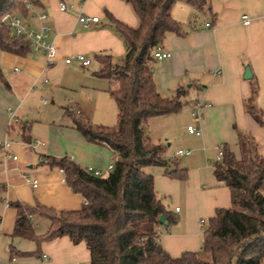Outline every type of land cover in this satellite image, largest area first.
I'll list each match as a JSON object with an SVG mask.
<instances>
[{
  "label": "crops",
  "instance_id": "0c3cea01",
  "mask_svg": "<svg viewBox=\"0 0 264 264\" xmlns=\"http://www.w3.org/2000/svg\"><path fill=\"white\" fill-rule=\"evenodd\" d=\"M60 1L69 5L68 11L60 9ZM210 3L211 10L192 23L194 8L184 1L175 4L173 17L185 33H168L162 47L172 55L155 58L153 64L161 95L171 97L185 87L190 101L179 113L152 118L145 127L155 143L166 146L169 169H187V177L181 180L166 174V167H146L168 211L159 227L160 242L173 258L200 251L211 219L218 210L232 207L229 186L215 176L219 146L226 145L240 158V133H250L264 157V126L246 108L256 88L255 103L264 110V0ZM33 9L49 15L57 57L48 63L44 53L32 48L27 55L0 49V140L12 141L8 150L0 148V264H11L13 258L16 264H91L85 243L74 245L68 237L43 242L40 248L31 240L14 237L19 215L14 203L42 204L59 212L83 207L85 198L67 184L62 169L51 161L54 157L67 156L83 168L110 172L108 166L115 163L117 153L109 144L85 137L68 111L92 121L99 105L112 100L116 104L109 91L111 81L96 75L102 67L96 55L110 54L120 63L127 47L112 17L131 27H138L140 19L125 0H41ZM82 13L100 20L86 27L79 21ZM22 17L39 29L41 22L32 10ZM77 54L86 55L91 63L66 61ZM247 68L251 78H245ZM48 85L51 101L33 93L36 87L43 90ZM63 90L67 95L60 94ZM198 105L201 116L196 118ZM11 111L18 122L11 120ZM189 125L201 128L202 135L190 133ZM180 149L190 153L177 155ZM27 176L38 179V185ZM31 220L37 235L49 230L47 219L35 215Z\"/></svg>",
  "mask_w": 264,
  "mask_h": 264
},
{
  "label": "trees",
  "instance_id": "16d2710c",
  "mask_svg": "<svg viewBox=\"0 0 264 264\" xmlns=\"http://www.w3.org/2000/svg\"><path fill=\"white\" fill-rule=\"evenodd\" d=\"M140 23L138 27L112 17L127 52L120 63L110 54L98 53L102 63L96 75L111 81L110 93L118 108L114 126L95 125L84 116L68 111L73 124L89 140L109 144L118 154L114 170L103 176L89 173L64 156L51 158L62 169L67 184L83 195L80 210L57 211L37 204L14 203L19 215L14 237L31 240L40 248L43 242L68 237L74 245L85 243L91 264H264V157L250 133H240V158L226 145L224 156L215 164V176L231 190L232 207L220 209L204 232L203 247L173 258L160 242L159 222L168 211L155 191L149 166L166 167L171 177L185 179L187 169H169L166 146L155 143L145 127L152 118L179 113L190 104L188 91L180 87L171 97L158 91L154 79V52L168 33L183 35L184 26L173 17L179 1L194 8V16L211 10L210 0H125ZM28 3L41 0H0V49L17 55L31 51L30 42L13 36L1 21L6 13L27 15ZM0 77L2 68L0 65ZM254 88L247 111L264 126V110L257 107ZM25 141H29L25 137ZM39 215L50 222L49 230L37 235L31 218ZM173 222L172 218H170ZM14 255V251L12 252Z\"/></svg>",
  "mask_w": 264,
  "mask_h": 264
},
{
  "label": "built area",
  "instance_id": "2783aa9c",
  "mask_svg": "<svg viewBox=\"0 0 264 264\" xmlns=\"http://www.w3.org/2000/svg\"><path fill=\"white\" fill-rule=\"evenodd\" d=\"M60 9L62 11H68L69 5L64 2L60 1L59 3ZM34 5L31 3H28L27 8L33 11L34 16H36L40 20V26L39 29H35L32 27L29 23L25 21V19L17 13H6L1 21L6 25V27L10 30L11 34L13 36L23 37L27 39L30 42L31 48L35 51H39L45 54L48 63H52L56 60L57 57V48L53 41L50 40V34L52 31V25L48 23L49 15L46 12H39L35 11L33 9ZM245 18V23H249L248 17ZM100 20L99 16H92L88 14H80L79 15V21L83 23L86 27H89L92 23L98 22ZM207 25H210V23H207ZM172 52L165 50L162 45H159L155 52L154 56L158 60H163L168 57H171ZM74 58L79 60L84 66H88L91 63V59L87 57L84 54H77L73 57H69L66 59L67 62H71ZM47 81V79H45ZM201 108V105H198V107L194 110V116L196 118H199L201 116L199 109ZM11 120L13 122H18L19 119L15 114V111H11ZM80 113V110L78 111ZM188 131L195 135H202V129L198 128L195 125H189ZM12 141L11 140H0V148H3L4 150H8L11 147ZM42 144L41 141H37L36 143ZM30 146H33L30 144ZM190 150L187 149H180L177 151V155H184L189 154ZM224 156V147L223 145L219 146L218 153H217V161H221ZM15 159H17V156H14ZM118 158V154H117ZM115 168V163H111L108 166V171H112ZM85 170L89 173H92L96 176H103L105 172L101 169H95L93 167H86ZM27 180L31 182L35 187L38 185V179H31L27 176ZM204 224V221L202 222ZM11 264H16V258H13L11 261Z\"/></svg>",
  "mask_w": 264,
  "mask_h": 264
},
{
  "label": "rangeland",
  "instance_id": "374dc122",
  "mask_svg": "<svg viewBox=\"0 0 264 264\" xmlns=\"http://www.w3.org/2000/svg\"><path fill=\"white\" fill-rule=\"evenodd\" d=\"M94 66L91 65V68ZM16 76V74H13ZM52 84V83H50ZM42 91V92H41ZM34 94H36L37 96L40 95V98L43 99V97L47 98L49 101H51V92L49 89V85L44 87V89H40L38 87H36L34 89ZM40 93V94H39ZM61 95H67L66 92L63 90L60 92ZM116 104L113 102L108 103H103L101 105H99V107L96 108V111L93 115V117L91 116L92 119V123L93 124H98V125H105V126H114L117 124L118 121V113H117V108H116ZM187 109H190L189 107H187ZM149 168H146V172L148 171ZM106 172V171H105Z\"/></svg>",
  "mask_w": 264,
  "mask_h": 264
},
{
  "label": "water",
  "instance_id": "95a60500",
  "mask_svg": "<svg viewBox=\"0 0 264 264\" xmlns=\"http://www.w3.org/2000/svg\"><path fill=\"white\" fill-rule=\"evenodd\" d=\"M252 77V74H251V71L249 68L246 69V73H245V78H251ZM166 220V217L165 216H161L160 219H159V222L161 224H164Z\"/></svg>",
  "mask_w": 264,
  "mask_h": 264
}]
</instances>
